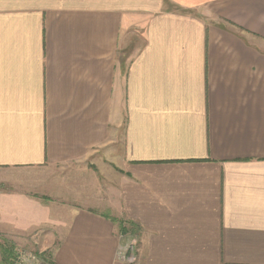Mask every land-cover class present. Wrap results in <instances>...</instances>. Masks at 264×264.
Returning <instances> with one entry per match:
<instances>
[{"label": "crops", "instance_id": "1", "mask_svg": "<svg viewBox=\"0 0 264 264\" xmlns=\"http://www.w3.org/2000/svg\"><path fill=\"white\" fill-rule=\"evenodd\" d=\"M4 169L0 264H264V0H0Z\"/></svg>", "mask_w": 264, "mask_h": 264}, {"label": "rangeland", "instance_id": "2", "mask_svg": "<svg viewBox=\"0 0 264 264\" xmlns=\"http://www.w3.org/2000/svg\"><path fill=\"white\" fill-rule=\"evenodd\" d=\"M134 46V45H133ZM132 46V47H133ZM130 48V47H129ZM133 49H124L123 50V63L125 65V71L127 70L130 62H131V58H132V51ZM126 76H127V73H123V145H124V132H125V127H126V122H127V116H126V97H125V79H126ZM19 174V171H16V170H9V169H4V170H0V181L2 179V177H4V179H7V175L9 176H12V175H17ZM134 235V237L137 236L138 238V241L135 245V249H134V254L137 256L138 255V246H139V234L138 232H133L132 230H127L124 229L123 230V241L124 239L128 238L127 242H129L131 240V236ZM127 242H121L122 244L124 243H127ZM2 246V244H1ZM0 246V247H1ZM2 249V248H1ZM24 251V250H21L20 247H15L13 249V252L10 253V254H4L3 252H1V259L3 261V264H15L17 263V261H19L20 259H18L21 255V252ZM35 255H37L38 257H40L42 260L46 261V262H50V257L48 254H44V253H37V252H33ZM139 258V256H138ZM118 260V259H117ZM119 262L123 263V264H139L140 263V260L138 259L137 262H133V263H130V262H127V261H124V260H118Z\"/></svg>", "mask_w": 264, "mask_h": 264}, {"label": "built area", "instance_id": "3", "mask_svg": "<svg viewBox=\"0 0 264 264\" xmlns=\"http://www.w3.org/2000/svg\"><path fill=\"white\" fill-rule=\"evenodd\" d=\"M121 237L123 238L124 236L121 235ZM131 240L127 243H121L118 250H117V259L119 260H124L130 263H135L138 261V255L136 256L134 254V249H135V245L138 241L137 236L134 237V235L131 236ZM21 250H24L21 252V255L18 259H20L19 261H17V263L15 264H53L51 262H46L44 260H42L40 257H38L37 255H35L33 253V251H29L26 249L21 248Z\"/></svg>", "mask_w": 264, "mask_h": 264}, {"label": "trees", "instance_id": "4", "mask_svg": "<svg viewBox=\"0 0 264 264\" xmlns=\"http://www.w3.org/2000/svg\"><path fill=\"white\" fill-rule=\"evenodd\" d=\"M124 230V229H123ZM127 231V230H126ZM133 232H135L136 230H132Z\"/></svg>", "mask_w": 264, "mask_h": 264}]
</instances>
